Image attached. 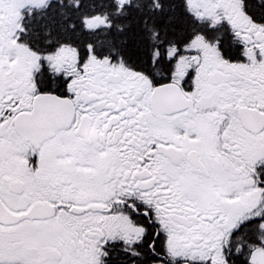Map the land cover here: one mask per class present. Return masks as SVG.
Instances as JSON below:
<instances>
[{
    "label": "snow or ice",
    "instance_id": "1",
    "mask_svg": "<svg viewBox=\"0 0 264 264\" xmlns=\"http://www.w3.org/2000/svg\"><path fill=\"white\" fill-rule=\"evenodd\" d=\"M0 264H264V0H0Z\"/></svg>",
    "mask_w": 264,
    "mask_h": 264
},
{
    "label": "rangeland",
    "instance_id": "2",
    "mask_svg": "<svg viewBox=\"0 0 264 264\" xmlns=\"http://www.w3.org/2000/svg\"><path fill=\"white\" fill-rule=\"evenodd\" d=\"M26 1L36 3L37 5L40 4V0H26Z\"/></svg>",
    "mask_w": 264,
    "mask_h": 264
},
{
    "label": "trees",
    "instance_id": "3",
    "mask_svg": "<svg viewBox=\"0 0 264 264\" xmlns=\"http://www.w3.org/2000/svg\"><path fill=\"white\" fill-rule=\"evenodd\" d=\"M83 11V10H82Z\"/></svg>",
    "mask_w": 264,
    "mask_h": 264
}]
</instances>
